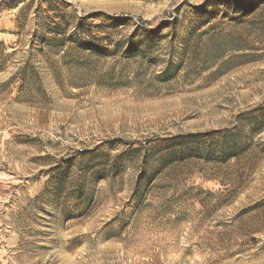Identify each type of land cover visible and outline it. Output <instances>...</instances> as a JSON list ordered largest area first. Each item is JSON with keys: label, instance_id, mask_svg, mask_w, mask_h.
Returning <instances> with one entry per match:
<instances>
[{"label": "rangeland", "instance_id": "1", "mask_svg": "<svg viewBox=\"0 0 264 264\" xmlns=\"http://www.w3.org/2000/svg\"><path fill=\"white\" fill-rule=\"evenodd\" d=\"M0 264H264V0H0Z\"/></svg>", "mask_w": 264, "mask_h": 264}, {"label": "trees", "instance_id": "2", "mask_svg": "<svg viewBox=\"0 0 264 264\" xmlns=\"http://www.w3.org/2000/svg\"><path fill=\"white\" fill-rule=\"evenodd\" d=\"M225 2L230 3V1H225Z\"/></svg>", "mask_w": 264, "mask_h": 264}]
</instances>
